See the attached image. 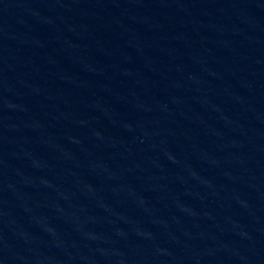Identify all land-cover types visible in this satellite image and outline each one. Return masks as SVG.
I'll return each mask as SVG.
<instances>
[{"label": "water", "instance_id": "water-1", "mask_svg": "<svg viewBox=\"0 0 264 264\" xmlns=\"http://www.w3.org/2000/svg\"><path fill=\"white\" fill-rule=\"evenodd\" d=\"M0 264H264V0H0Z\"/></svg>", "mask_w": 264, "mask_h": 264}]
</instances>
